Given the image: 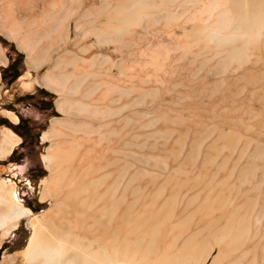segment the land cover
<instances>
[{"label": "rangeland", "instance_id": "obj_1", "mask_svg": "<svg viewBox=\"0 0 264 264\" xmlns=\"http://www.w3.org/2000/svg\"><path fill=\"white\" fill-rule=\"evenodd\" d=\"M118 1L121 0H109L107 6L87 7V21L79 23V34L84 37L73 38L60 51L55 62L58 76L56 102H64V106L57 114L55 141L41 146V155H45L52 145H72L86 133L83 123L86 124L91 116L96 101H100L95 107V111L99 110L97 119L100 121L107 115L102 106L111 101L116 108H113V117L123 132L120 137L124 149L119 154L123 172L119 187L125 186L127 197L132 200L129 199L130 207L138 204L137 207L142 208L150 201L152 219L157 220L167 207L186 214L188 208L190 211L197 208L205 198L217 196L213 192L215 185L218 191L224 189L227 196L233 192L234 196L241 189L248 190L249 195L251 190L249 197L252 200L262 198L255 200L256 206L251 200V206L255 207L252 209L249 205L248 211L246 209L254 232L264 225V7L258 8L261 3L264 6V0H144L148 7L132 17L134 19L110 22L108 12ZM250 8L253 12L258 9L257 12L263 13L259 22L249 16L238 19L228 16L229 11L237 13L242 9L245 13ZM83 18L80 15V20ZM139 91L144 93L138 94ZM49 102L52 100L45 104ZM25 147V153L31 158L17 169L14 181H21L16 182L21 187L25 183L23 180H28L25 207L38 215L52 206L50 200L37 203L42 187L38 178L42 181L49 172L45 164L46 171L41 170V161H38L32 144L26 141ZM18 154L23 155L20 151ZM22 155H16L14 160ZM6 174L10 172L0 171V182L9 184L10 178ZM185 185L187 189L181 187ZM32 218H22L8 237L0 239V264L9 257L22 259L21 253L32 233ZM255 240L245 244L246 247L242 245V249L236 247L238 252L241 249L240 254L235 248L228 258L218 260L216 264H264V244L258 237ZM216 253L214 248L204 264H209Z\"/></svg>", "mask_w": 264, "mask_h": 264}, {"label": "bare ground", "instance_id": "obj_2", "mask_svg": "<svg viewBox=\"0 0 264 264\" xmlns=\"http://www.w3.org/2000/svg\"><path fill=\"white\" fill-rule=\"evenodd\" d=\"M143 1L144 0L118 1L110 10V13L108 12L110 22L112 20L127 22L138 12L148 7H146ZM260 5H258L259 10L264 7L262 3ZM241 10L242 9L237 13L228 10V16L231 15L230 18L232 17L235 19L239 17L247 18L249 16L256 22H259L262 17L261 14H263L257 12L258 9L254 12L253 9H251L245 13H243L244 11L241 12ZM252 18L250 19L253 20ZM245 20L248 21V19ZM124 24L122 26H124ZM243 24L245 23L243 22ZM116 27L118 28V26ZM126 27L129 28L128 25ZM107 28L111 29L110 27ZM106 29L104 31H106ZM109 29L107 31H109ZM194 31L196 32V29ZM237 57L239 56L237 55ZM233 59L235 60V58ZM252 79L250 80L253 82ZM186 86L188 88V84ZM254 88L256 90L257 87ZM142 90L144 89L142 88ZM142 92L144 93V91ZM137 93L139 94L140 91ZM192 93H195V91L193 92L192 90ZM107 95L106 99L108 98ZM108 96L112 97V94L110 93ZM196 96L198 95L196 94ZM96 102L97 103L94 102L95 104L93 106L91 105L92 109L94 108L90 114L91 116L89 115L90 117L87 119L86 124L83 123L85 126L84 128H87L86 133H84L82 137L75 139L73 141L74 143L67 147H60L57 145L50 146L47 148L46 154L43 155V162L45 163L49 175L41 181L40 200L42 202L51 201L52 206L48 210L38 215L32 214L29 208L24 207L18 201L14 186L7 187L4 182H0V239L8 237L11 232L17 228L19 220L24 217L33 216L31 220L32 233L25 249L21 253L22 259L18 261L15 257H9L2 260L1 264H204L208 257H210L214 248L217 249V253L210 260L209 264H216L218 260L228 258L230 252L236 247L238 248V246H241L242 249L245 244L253 243V241L255 242L256 237L259 238V242L264 244V225L255 229L253 232V226L248 220L251 219V217L248 218L246 214V209L247 211L249 209L247 207L252 205L250 202L252 200L250 198L251 196L249 197V195H251V190H249V195L248 192H246L248 190L242 191L243 189H241V191L236 192L234 196V192L231 196H227L224 189L218 191V187L215 185L213 192L214 194L216 193L217 196L203 198L204 200L197 208L191 211L190 208H188L189 212L187 211L186 214H179L181 212H175V208L171 209V207H167V209L165 206L166 209L163 210H166V212L161 218H159L158 215V217H156L157 220L154 218L152 219L153 211L150 209V201H148V203L146 202L144 204L145 206L142 208H138V204L134 205L135 207L131 206L133 209L131 212V203L129 202L131 199L127 197L125 186L123 188H120L121 186L119 187V185H121L120 179L122 178L123 172V160L119 157V154H122V150L124 149L122 137H120L121 133H123L121 132L122 129L119 127L121 125L118 126L115 122L113 117L115 112L113 108L115 107L112 106L113 104L111 101V103L107 101L102 106V108L106 110V118L102 121L98 120L97 116L99 115V110H97L98 112L95 111V107H97L96 104H99L100 101ZM63 106L64 102L58 103V110L60 112ZM195 108L196 107H194V109ZM251 110H253V108ZM254 110L257 112V109ZM190 112L192 113V111ZM99 118L101 117L99 116ZM163 121L165 122V120ZM57 128L58 125L53 126L44 134L43 139L50 142L55 141V139H53V134L58 132ZM117 154L118 156L116 158ZM246 170L245 172H247ZM119 181L120 184L118 183ZM218 183H220V181ZM177 185H179V183ZM211 186L213 188V185ZM181 187L187 189L186 185ZM191 188L193 187L191 186ZM227 189L226 191L228 193L231 192V190L228 191ZM168 191L170 192V190ZM251 193L253 194V191ZM174 195H177L176 192ZM198 195L200 196L199 193ZM129 196L133 197L131 194ZM192 197L194 198V195ZM159 199L160 198H158V201ZM261 199L262 198L256 200L255 198L256 201H260ZM255 200H252L254 205L256 204ZM176 201L177 200H175V202ZM193 202H195V200ZM158 204L157 202V205ZM173 205L176 204H172L171 206ZM193 205L195 207V204ZM254 205L251 206L252 209L257 204ZM190 206L192 205L190 204ZM161 208L164 207L161 206ZM161 213L162 212L158 214ZM257 246L260 245L257 244ZM238 250L239 249H237V252ZM249 250L250 248L248 251ZM250 251L248 252L249 254ZM240 252L238 253L240 254Z\"/></svg>", "mask_w": 264, "mask_h": 264}, {"label": "crops", "instance_id": "obj_3", "mask_svg": "<svg viewBox=\"0 0 264 264\" xmlns=\"http://www.w3.org/2000/svg\"><path fill=\"white\" fill-rule=\"evenodd\" d=\"M105 5H109V0L97 3L95 0H0V171L10 172L6 174L10 178L9 184L3 182L7 187L14 186L16 195L21 197L18 201L24 207L28 180L24 179L21 187L17 184L21 181L14 180L17 169L22 168L31 157L25 153L26 147L22 146L24 139L16 128L21 120L25 121L21 125L24 130L28 127L29 134L34 135L36 145L33 149L38 161H41V170L46 171L40 149L50 142L43 137L53 126H57V114L60 112V101L56 102L58 76L55 62L60 51L73 38L84 37L79 34V23L87 21L86 8ZM80 15H83V20H80ZM3 40L23 59L22 73L16 80L7 83L2 79V70L10 65V52ZM32 95L34 99H29L28 96ZM35 100L39 102L37 106L34 105ZM49 100H52L51 104H45ZM40 104L41 108L38 107ZM15 150L23 153L17 161L10 160ZM37 203L42 201L38 199Z\"/></svg>", "mask_w": 264, "mask_h": 264}, {"label": "trees", "instance_id": "obj_4", "mask_svg": "<svg viewBox=\"0 0 264 264\" xmlns=\"http://www.w3.org/2000/svg\"><path fill=\"white\" fill-rule=\"evenodd\" d=\"M3 44L9 48V52H10V65L8 66L7 69L2 70V79L5 83H7V82H12V81L16 80L18 78V76L22 73V71H23V59H22V56L20 54H18L14 50V48L12 46H10L8 43H6L4 40H3ZM50 97L52 98L53 96H50ZM28 98L34 99V96L33 95L28 96ZM40 102L42 103V101H40ZM37 103H39V102L37 100H35L34 105L37 106L38 105ZM49 104H51V102H49ZM38 107L41 108L42 104H40ZM1 123L2 122L0 121V124ZM21 124H25V121L21 120L20 126H18L16 128V131L24 139L22 146L25 147L26 141H28L30 144H32V146L36 145V142L33 139L34 135L29 134L28 127H26V129L24 130L23 126ZM21 128H22V131H21ZM16 155L20 156L22 154H18V151L15 150L13 152L12 156L10 157V160H13ZM0 253H1V249H0Z\"/></svg>", "mask_w": 264, "mask_h": 264}]
</instances>
